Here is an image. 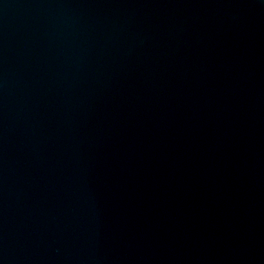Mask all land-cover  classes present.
Instances as JSON below:
<instances>
[{
    "label": "water",
    "instance_id": "1",
    "mask_svg": "<svg viewBox=\"0 0 264 264\" xmlns=\"http://www.w3.org/2000/svg\"><path fill=\"white\" fill-rule=\"evenodd\" d=\"M0 264H264V0H0Z\"/></svg>",
    "mask_w": 264,
    "mask_h": 264
}]
</instances>
